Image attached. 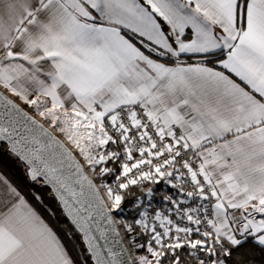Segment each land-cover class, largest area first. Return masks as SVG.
I'll use <instances>...</instances> for the list:
<instances>
[{"label": "snow or ice", "instance_id": "1", "mask_svg": "<svg viewBox=\"0 0 264 264\" xmlns=\"http://www.w3.org/2000/svg\"><path fill=\"white\" fill-rule=\"evenodd\" d=\"M0 264H264V0H0Z\"/></svg>", "mask_w": 264, "mask_h": 264}, {"label": "trees", "instance_id": "2", "mask_svg": "<svg viewBox=\"0 0 264 264\" xmlns=\"http://www.w3.org/2000/svg\"><path fill=\"white\" fill-rule=\"evenodd\" d=\"M16 175H19V173H16ZM29 191H32V189H29ZM41 195L43 196L46 205L48 207L52 208L53 210L57 211V219H61V217L58 214L57 205H56L55 201L53 199H51V197L49 196L48 192L43 191V192H41ZM42 211H45L46 215H50L49 213H47L46 209H42Z\"/></svg>", "mask_w": 264, "mask_h": 264}]
</instances>
